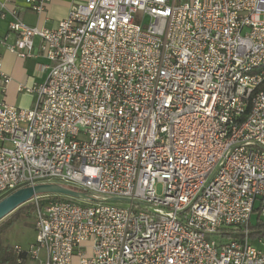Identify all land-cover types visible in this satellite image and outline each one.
I'll use <instances>...</instances> for the list:
<instances>
[{
	"label": "built area",
	"instance_id": "obj_1",
	"mask_svg": "<svg viewBox=\"0 0 264 264\" xmlns=\"http://www.w3.org/2000/svg\"><path fill=\"white\" fill-rule=\"evenodd\" d=\"M12 13L17 42L0 43L32 57L37 36L53 64L20 87L32 108L0 104V200L40 183L92 196L36 195V240L18 254L264 264L251 237L256 210L264 221V0H87L55 28Z\"/></svg>",
	"mask_w": 264,
	"mask_h": 264
},
{
	"label": "crops",
	"instance_id": "obj_2",
	"mask_svg": "<svg viewBox=\"0 0 264 264\" xmlns=\"http://www.w3.org/2000/svg\"><path fill=\"white\" fill-rule=\"evenodd\" d=\"M87 0H47L45 10L38 13L30 8L27 0H0V37L7 36L8 42L15 44L18 36L10 30V22L14 19L12 10L18 11L19 18L29 26L55 28L58 23L69 15L70 10L79 3ZM4 14V16L2 15ZM41 39L34 37V56L21 57L10 51L5 44L0 43L1 65L10 79L0 84V104L5 102L19 108H32L36 101V94L29 92L26 88L20 89L22 85L32 88L45 82L49 67L53 64L41 53ZM49 66V67H44ZM22 222V221H19ZM15 223L7 230L3 237L5 243L13 247H27L36 238V228L32 226V237L29 241L21 243L15 240V231L19 226ZM44 255V253H43ZM25 264H39V260L28 259Z\"/></svg>",
	"mask_w": 264,
	"mask_h": 264
},
{
	"label": "water",
	"instance_id": "obj_3",
	"mask_svg": "<svg viewBox=\"0 0 264 264\" xmlns=\"http://www.w3.org/2000/svg\"><path fill=\"white\" fill-rule=\"evenodd\" d=\"M53 194L82 200H90L92 196L76 190L72 187L59 183H40L22 187L10 193L0 200V221L19 208L21 205L29 202L36 195Z\"/></svg>",
	"mask_w": 264,
	"mask_h": 264
},
{
	"label": "trees",
	"instance_id": "obj_4",
	"mask_svg": "<svg viewBox=\"0 0 264 264\" xmlns=\"http://www.w3.org/2000/svg\"><path fill=\"white\" fill-rule=\"evenodd\" d=\"M34 211L35 205L32 202H27L0 221V264H25V261L27 260L26 254H18L12 245L5 243L3 235L5 231L12 227L15 223H17L21 219L31 216ZM7 218L8 220H5ZM251 237L253 239L264 237L263 220L258 221L256 224L252 225ZM20 258L23 259L22 263H19Z\"/></svg>",
	"mask_w": 264,
	"mask_h": 264
},
{
	"label": "rangeland",
	"instance_id": "obj_5",
	"mask_svg": "<svg viewBox=\"0 0 264 264\" xmlns=\"http://www.w3.org/2000/svg\"><path fill=\"white\" fill-rule=\"evenodd\" d=\"M186 1H189V0H174V3L176 4H180V3H184ZM159 191H161V186L158 187ZM66 198H70V199H77L78 201H82L84 202V200L82 199H78V198H72V197H66ZM86 201V200H85ZM256 207L258 208L259 207V202L257 203ZM9 218V217H8ZM5 219V220H8ZM258 219H259V213L258 211L256 210L253 215H252V218H251V222L252 224H256L258 222ZM35 212L32 213L31 216L29 217H26L24 219H21L20 221L22 222H19V226L17 227V230L15 231V240L16 241H20L21 243H27L29 241V239H31L32 237V234H33V231H32V226L33 224L35 225ZM11 228V227H10ZM9 228V229H10ZM8 229V230H9ZM7 231V230H6ZM5 231V232H6ZM36 240V238H35ZM35 240L33 242H35ZM32 242V243H33ZM30 243L27 247H25L24 249H28L30 247V245L32 244ZM17 246V245H16Z\"/></svg>",
	"mask_w": 264,
	"mask_h": 264
}]
</instances>
